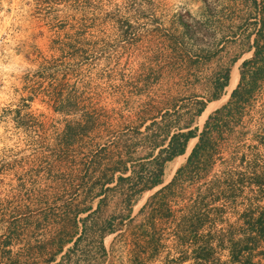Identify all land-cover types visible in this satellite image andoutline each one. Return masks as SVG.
Instances as JSON below:
<instances>
[{
    "label": "rangeland",
    "instance_id": "rangeland-1",
    "mask_svg": "<svg viewBox=\"0 0 264 264\" xmlns=\"http://www.w3.org/2000/svg\"><path fill=\"white\" fill-rule=\"evenodd\" d=\"M262 23L264 0H0V264H178L169 232L162 233L156 252L138 256L142 249L133 241L130 228L147 215L149 209L142 215L139 210L156 190L143 193L134 205L132 225L104 238L105 254L98 236L88 234L78 244L73 237L60 255L55 245L72 234L78 206L96 205L90 198L83 202L84 191L110 157L118 159V151L110 149L100 157V169L85 172L95 143L121 138L123 151L136 144L132 160L145 156V135L156 128H142V135L134 136L126 132L129 128L122 132L119 123L134 127L144 112L150 119L160 109L182 105V99H208L213 80L235 57L230 79L237 83L235 74L252 57L248 49ZM231 92L226 87L222 101L205 113L226 104ZM61 103L94 114L101 128L112 125L107 140L94 131L60 146V134L74 117L55 111ZM207 115L196 125L202 127ZM175 118L172 114L168 120ZM221 157L230 159V172L218 161L206 182L223 181L229 173L233 180L247 177L249 164L264 172V81L223 144ZM140 165L135 162L130 169L138 172ZM243 187L240 192L235 187L233 204L229 194L220 196V228L236 231L245 205L264 207L256 186ZM110 196L100 223L120 210L118 191ZM255 253L253 261L264 264V241ZM221 259L226 260L225 253Z\"/></svg>",
    "mask_w": 264,
    "mask_h": 264
},
{
    "label": "trees",
    "instance_id": "trees-1",
    "mask_svg": "<svg viewBox=\"0 0 264 264\" xmlns=\"http://www.w3.org/2000/svg\"><path fill=\"white\" fill-rule=\"evenodd\" d=\"M254 5L257 6L256 1ZM263 29L262 23L256 30L255 38L248 49L252 57L242 61L239 73L237 70L235 74L237 86L231 92L229 100L210 113L202 127L196 125V119L201 116L210 102L222 96L229 84L231 66L239 60V57L232 59L229 66L220 71L213 80L214 93L208 99L199 96L182 99L179 102L182 105L174 104L160 109L156 113L157 117L150 119L144 112L132 122L140 120L134 127L119 123L122 127H117L123 128L122 132L129 128L126 132L134 136L142 135V128L147 132L156 128L145 135L144 145L149 151L142 158L132 160L130 156L133 155L132 150H135L136 144L123 146L125 150L123 151L121 138H117V141H105L102 145L100 142L95 143L97 149L86 165L84 164L85 172H89L90 169L94 172L100 169L103 166L100 157L108 156L110 149L115 148L118 151V159L111 162L113 159L110 157L107 165L101 169L100 175L84 191L83 202L90 198L96 200V205L77 207L72 219V234L66 241H60L55 245V255H60L76 235L78 244L80 238L87 234L98 236V248L105 254L104 238L107 235L117 234L121 231V227L132 225L133 207L139 198L143 193L163 184L165 165L176 157L183 156L188 143L194 139L196 142L185 163L176 170L168 184L148 198L139 210V214L142 215L149 209L147 215L141 223L130 228L134 232V235L131 232L134 236L133 241L142 249L138 256L145 252H156L162 233L169 232L173 238V246L179 252L176 258L178 264H261V261L254 262L253 257L256 255L258 244L264 241V207L245 205V208L237 214L236 221L240 224L238 229L231 231L219 227L222 224V206L216 204L222 194H229L228 199L233 204L236 201L235 187H238L240 192L243 186H256L264 194V172H258L256 167L249 164L244 170L248 174L247 177H244L245 173L239 174L238 178L233 180L229 173L223 181L216 179L208 183L206 179L218 161L225 164L226 173L230 172L228 171L231 167L230 159L225 161L221 157L222 146L233 135L235 127L240 125L245 108L264 81ZM77 40H80L79 37ZM69 108L72 107L61 103L60 107L55 109L66 115H74L72 120L66 122L60 134V146L71 143L76 136L85 137L94 131L99 134L100 140L105 137L107 140L112 125L101 128L100 120L94 114L87 110L78 111ZM172 114L176 118L168 120ZM188 115L190 116L188 121L181 124L183 117ZM156 118L162 122L156 121ZM147 121L150 123L147 124ZM18 127L22 131L26 130L24 125ZM123 155L129 158L122 160ZM241 160L243 162V157ZM140 161V170L132 171L130 169L132 165ZM207 184H210V187L204 189ZM226 190L229 192H225ZM116 191L120 198V210L102 219L100 223L97 219L102 207L107 206L110 194H115ZM185 192L188 194L184 195ZM75 243L76 241H73V244ZM222 253L226 254L224 261L221 259Z\"/></svg>",
    "mask_w": 264,
    "mask_h": 264
},
{
    "label": "crops",
    "instance_id": "crops-1",
    "mask_svg": "<svg viewBox=\"0 0 264 264\" xmlns=\"http://www.w3.org/2000/svg\"><path fill=\"white\" fill-rule=\"evenodd\" d=\"M224 97H222L221 99H218V100H215V101H212V102H210L209 103V105L206 107V109L204 110V112L201 114V116L199 117V118H201V117H205L206 115H207V113H208V108H209V106L210 105H212L213 103L215 104L214 106H216L217 104H219L221 101H222V99H223ZM225 104V103H224ZM221 106H223V104H221L219 107H217V108H220ZM207 111V113H205ZM205 114V116H203ZM208 116V115H207ZM195 140L193 139V140H191L189 143H188V146H187V150H186V153L183 155V156H179V157H176L175 159H180V158H183V157H185V158H187V156H188V154H189V152H190V150L192 149L191 147H192V145H191V147H189L190 146V144L192 143V142H194ZM189 150V151H188ZM174 159V160H175ZM174 160H172V161H174ZM172 161L171 162H169V165H171V163H172ZM179 161V160H178ZM185 161H186V159H185ZM185 161H184V163H185ZM183 163V162H182ZM176 164L175 166H174V168H173V171H172V175H173V172L175 171L176 172V170L178 169V168H180L183 164ZM168 164V163H167ZM167 169L168 168H166L165 170H164V174H163V178H162V181H163V184L161 185V186H159V187H157V188H155L154 190H158L159 188H161L162 186H164V180L165 181H167V179H166V171H167ZM175 172H174V174H175ZM174 176V175H173ZM172 177V176H171ZM173 178V177H172ZM170 180V179H169ZM168 180V181H169ZM171 181V180H170ZM153 191V190H152ZM155 191V192H156ZM132 217L134 218V211H133V213H132Z\"/></svg>",
    "mask_w": 264,
    "mask_h": 264
},
{
    "label": "bare ground",
    "instance_id": "bare-ground-1",
    "mask_svg": "<svg viewBox=\"0 0 264 264\" xmlns=\"http://www.w3.org/2000/svg\"><path fill=\"white\" fill-rule=\"evenodd\" d=\"M235 84H236L235 78L234 77H231V79L229 80V84L227 86L228 92H231L233 90V88L235 87ZM177 163H178V160L175 159L174 161H172L171 165L168 167V169L166 171V179H167V181L169 179H171L173 168H174V166Z\"/></svg>",
    "mask_w": 264,
    "mask_h": 264
}]
</instances>
